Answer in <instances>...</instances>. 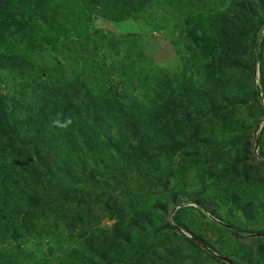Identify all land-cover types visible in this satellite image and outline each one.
Here are the masks:
<instances>
[{"label":"rangeland","instance_id":"rangeland-1","mask_svg":"<svg viewBox=\"0 0 264 264\" xmlns=\"http://www.w3.org/2000/svg\"><path fill=\"white\" fill-rule=\"evenodd\" d=\"M55 1L56 14L35 17L33 35L0 41V116L8 119L0 123V172L7 168L13 175L8 180L0 173V187L12 183L18 194L8 199L22 208L33 200L32 189H41L32 184V170L43 175L46 169L26 139L47 132L39 133L30 115L51 106V93L75 76L85 85L74 101L83 115L78 103L86 101V87L97 95L85 134L71 129L64 135L69 163L81 164L82 180L67 197L53 184L49 191L60 198L25 206V217L9 209L14 218H0V264H264V26L248 34L247 51L237 47L239 65L222 73L225 96L212 97L217 104L184 106L176 90L170 106L178 105L158 114L159 123L142 135L148 143L141 154L121 158L124 140L137 137L136 118L128 115L134 97L151 116L161 91L167 97L178 80L210 89L227 55L215 30L217 14L236 9L241 0H199L191 16L153 0L120 20L113 6L87 9L81 0ZM263 7L258 2L255 14L264 15ZM16 51L27 56L26 66L11 65L7 56ZM103 90L117 101L105 106ZM97 105L105 109L101 114L93 112ZM202 118L187 141L188 120ZM175 120L185 131L174 140L186 144L167 152L164 133L176 129ZM13 141L30 148L29 155L13 152Z\"/></svg>","mask_w":264,"mask_h":264},{"label":"trees","instance_id":"trees-1","mask_svg":"<svg viewBox=\"0 0 264 264\" xmlns=\"http://www.w3.org/2000/svg\"><path fill=\"white\" fill-rule=\"evenodd\" d=\"M87 9H93L95 5L99 6L102 10L104 8H111L116 11L114 15L115 19H123L126 16H135L141 12V9L144 7L150 6L153 0H81ZM167 4H171V9L176 13V15L181 16H191V12L197 9L196 5L202 4L199 0H165ZM57 1L55 0H2L0 2V41H14L17 37H28L33 35V32L36 31L37 28V18L43 19L48 17L49 10L51 14H56L57 9ZM260 2V4H264V0H241L238 4H236L237 8L232 11L227 12H219L217 14V23L215 26L216 33L218 35L219 41L223 44L224 48L227 50V55L225 59H223L222 72L218 76H213L210 81V89L202 88L194 84L191 80L181 81L178 80L176 85L169 92V95L165 98H161V94H159V106L157 108L156 114L154 113L151 116L147 115V109L142 110L140 105H138V100L135 99L131 101L130 104V113L128 114L131 118H136L134 121L135 128L132 131V134H136L137 137L130 141L128 139H123L126 142L125 151L119 152V156L124 158L126 156H138L139 151H142V144L148 143L147 138H144L146 132H150L156 123H159L158 120L155 121L158 114L160 113H169V107L175 108L178 103L171 105V97L172 94L177 90V95H179L182 104L184 106H189L193 104H199L206 102L210 107L217 103H213L212 97L217 98L218 96H225V92L223 90V77L222 73H226L228 69L235 70V67L230 65L235 64L239 65L240 61H237L239 58V54H237V47L240 46L243 48L242 51H247L246 40L248 39V34L253 31L254 35H257L259 28L264 26V15L255 14L256 4ZM154 3L157 5L159 3L158 0H154ZM54 8L50 9L51 6ZM31 7V9L29 8ZM37 9H40L41 12H36ZM264 12V7L262 8ZM25 16L24 20H21L17 17ZM258 16L260 19L259 22L254 21V17ZM38 19V20H40ZM255 45V39H253ZM252 46V48H253ZM241 55V54H240ZM2 56V55H0ZM255 52L250 51V57L252 61V68L254 69L255 64ZM9 62L13 67L19 65H25L29 63V59L27 60V56L18 51L12 52L7 56ZM21 70V69H20ZM66 81L63 84L59 85L60 92L55 91L53 94V103L51 106L45 105L40 107L37 114L30 115L29 122L36 125V130L39 133L47 132L46 135H42L40 138L38 135L35 137H28L27 143L32 144V149L36 157L43 164V168L46 169L43 172V175H39V171L32 170V172L36 175H33L35 185L41 184V189H32V198L33 200H27V205L33 204L37 205L42 203L41 205H48L57 199H59V195H52L50 193V189L53 184L55 187H62L61 189L64 191L62 196L67 197V192L73 186H76L81 182L82 178L80 171L78 170V166L81 167L80 163H76L74 165L69 163V159L71 158V147L65 143V131L71 129H77L79 133L85 134V129L88 126V118L91 117V113L89 110V106H93L96 103L97 95L95 93H91V89L86 87L85 95L86 101H81L78 104L82 105V109L86 112V115H83L79 109L76 107L75 100L81 97L80 90L85 88L83 84V80L78 76H75L71 81L67 78H64ZM59 79H55L54 81L51 79L49 81L50 86L56 85V81ZM112 89V88H111ZM110 89V90H111ZM127 89V87H126ZM91 91V92H90ZM51 92V91H50ZM49 92V93H50ZM77 93V94H76ZM100 102H103L105 106L110 103H115L117 100L112 97V91H101L100 92ZM90 94V95H89ZM58 95H60L58 97ZM74 97V98H73ZM201 97L205 98V101L201 99ZM131 99V98H130ZM4 102L0 101V104ZM84 104V105H83ZM208 106V110H209ZM225 106L221 105L219 109H212L208 113L212 114L215 112L221 111ZM105 110L101 106L97 105V108L93 111L97 114H101ZM172 111H170L171 113ZM184 113V115H186ZM126 115V112L124 113ZM123 115V114H122ZM96 116V115H95ZM125 117V116H124ZM6 116L5 113L0 116V123L2 126H5ZM187 121V118H184ZM211 119V116L205 119ZM71 121V123H67V121ZM184 121V120H183ZM189 121V136L187 141H190L191 138L194 137L195 133L201 128L203 118L202 119H190ZM3 122V123H2ZM28 125V123H26ZM176 127L175 130H172L171 133H164L167 139L170 142V147L165 148L163 144L157 145L160 149H166L167 152L176 151L179 146H185L186 142H179L174 140V134L179 133L182 134L185 131V126L181 122L173 123ZM47 127H49V131H46ZM162 132V128L160 127ZM155 131V129H154ZM8 134H11L8 132ZM12 135V134H11ZM16 137V133L13 135ZM19 137V136H18ZM17 137V138H18ZM53 142H56L55 146H51ZM64 143V144H63ZM9 147L13 152H17L20 154L29 155L28 150L30 148H26L23 145H19L13 141L9 144ZM64 148H68V151L65 153ZM116 158L115 156L113 157ZM105 162V161H104ZM10 167V166H9ZM10 170V169H9ZM7 168L4 169V172H0L3 174L5 179L8 177L12 178V172H10ZM76 172V173H75ZM0 174V175H1ZM16 182V181H15ZM34 191V192H33ZM62 192V191H61ZM18 194L16 187L10 183H5L4 186L0 187V218L12 219L14 217H9V213L7 212L9 209L15 213V217L22 216L25 217L29 214L28 210L21 207V203H11L8 198L12 196L16 197ZM16 200L15 198L13 201ZM167 223V222H166ZM170 226L169 223H167ZM125 238V237H123ZM201 241L199 238H197ZM190 242L197 245L193 239H189ZM202 243V242H201Z\"/></svg>","mask_w":264,"mask_h":264},{"label":"clouds","instance_id":"clouds-1","mask_svg":"<svg viewBox=\"0 0 264 264\" xmlns=\"http://www.w3.org/2000/svg\"><path fill=\"white\" fill-rule=\"evenodd\" d=\"M67 123H71V121L69 120V121H67Z\"/></svg>","mask_w":264,"mask_h":264}]
</instances>
